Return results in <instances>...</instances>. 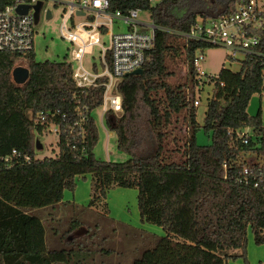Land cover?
I'll use <instances>...</instances> for the list:
<instances>
[{"label":"trees","instance_id":"1","mask_svg":"<svg viewBox=\"0 0 264 264\" xmlns=\"http://www.w3.org/2000/svg\"><path fill=\"white\" fill-rule=\"evenodd\" d=\"M108 1L110 11L147 12L155 26L154 45L142 75L125 76L117 85L121 113H104L117 149L129 157L126 162L99 161L93 154L98 129L92 112L102 105L105 79L97 87L79 89L68 62H37L33 51L0 52V264H53L55 255L65 264H98L97 257L109 256V251L48 249L40 241L43 250L36 249L29 236L38 241L33 239V222L38 220L30 210L63 204L79 211L102 209L107 215V195L114 187L137 190L141 221L165 233L150 253L169 245L180 247L172 238L195 250L190 263L187 255L181 259L186 264H205L203 252L212 257L211 264L245 260L248 228L254 243L264 245V127L260 111L255 117L247 113L251 98L264 91V64L247 56L239 61L238 72L221 69L210 81L212 94L200 126L193 62L199 51L212 47L183 36L199 12L205 17L230 14L235 0H212L203 10L191 7L181 16L176 10L192 0H154V5L150 0ZM175 56L185 64L184 86L168 83V59ZM19 61L29 71L23 85H16L11 76ZM181 114L187 138L183 161L175 163L164 157L165 125L172 115ZM81 117L82 133L77 137L71 129ZM50 126L57 127L59 154L37 159L34 134L42 135ZM245 128L253 131V137L242 133ZM200 130L211 139L210 145L197 143ZM247 156L253 159L248 161ZM7 157L11 161L6 162ZM85 175L91 177V195L88 206L80 210L63 202V193L74 191L76 178ZM82 225L70 220L66 237ZM66 237L62 235L60 242L71 246L73 241L67 242ZM144 257L133 264H147Z\"/></svg>","mask_w":264,"mask_h":264},{"label":"rangeland","instance_id":"2","mask_svg":"<svg viewBox=\"0 0 264 264\" xmlns=\"http://www.w3.org/2000/svg\"><path fill=\"white\" fill-rule=\"evenodd\" d=\"M43 8L36 18L34 25L35 36L33 40V53L37 62H69L72 59L74 47L61 38L60 27L65 19V12L68 13V8L61 5H54L50 2H43ZM212 0H192L186 5L176 10V14L181 16L190 10H203ZM189 4V7H188ZM191 5V6H190ZM192 7V8H191ZM50 17L47 18V14ZM201 12H199L200 14ZM138 19L146 24H151L150 15L147 12H139ZM88 23V19L74 17V25ZM109 32L113 34L126 32V26L120 22L114 23L109 27ZM72 33L81 36L89 41V36H86L83 31L73 29ZM109 34L99 35L102 48L109 47ZM231 52L221 47L206 49L202 54V61L196 65L198 76L196 80L198 85L195 89V99L199 101L197 106L196 121L200 126L203 125L204 113L207 108L208 99L212 94L213 83L210 79L217 77L221 69H228L232 72H238L240 69L239 61H230L227 57ZM93 56L96 58L94 62L100 66L98 60V49L93 50ZM239 60H242L240 55H237ZM88 58V57H87ZM88 64V62H86ZM169 72L171 77L168 79L170 85L186 84V68L180 56L168 59ZM26 68L23 61L17 62V67ZM158 100L164 101L162 95L157 96ZM102 107L96 108L92 112V117L95 120L98 129V142L93 150L95 158L99 161L123 163L128 160V156L119 151L116 147V136L107 129ZM260 111V119L264 127V91L261 94L254 95L248 105L247 113L249 116L255 117ZM166 139L164 157L166 160L175 163L183 161V153L187 138L186 122L183 114L176 116L172 115L170 120L165 125ZM242 133L253 137V131L249 128L242 130ZM35 135V154L37 159L54 158L59 154L55 128L50 126L42 135ZM197 143L200 146L211 144V139L200 130L197 133ZM39 146V147H38ZM248 161L253 159L252 156L246 157ZM91 195V177L76 178V188L74 191L65 190L63 193V202L74 203L79 206L80 210L86 208L90 202ZM107 215L104 210H84L79 211L77 208L67 207L63 204L53 208H44L35 210L33 215L36 220L33 222L37 238V242L31 241L36 249L43 250L38 244L41 242L49 249H89V250H107L110 255L98 256V264H133V262L141 257H144V262L147 264H186L182 260L187 257V262L190 263L192 254L195 253L193 248L182 246L181 240L170 238V241L177 246L174 249L171 246L160 247L158 252L153 254L150 250L154 247L159 238L165 236L162 228L151 223L143 222L140 219L137 206V190L114 187L109 190L107 195ZM70 220H78L83 225L80 230L66 237V231ZM39 224L41 229L39 228ZM41 234V235H40ZM62 235H65L66 241L70 238L71 246H66V243L60 242ZM246 241V258L245 260L237 258L228 260L227 264H264V245H256L253 240V235L248 228ZM40 241V242H39ZM178 257L179 252H182ZM177 256V257H175ZM205 256L204 263L211 264L210 255L203 252ZM219 256V255H218ZM53 264H65L60 256H54ZM180 259V260H179ZM61 260V262H60ZM220 260V257H219ZM219 264H225V261L220 260Z\"/></svg>","mask_w":264,"mask_h":264},{"label":"built area","instance_id":"3","mask_svg":"<svg viewBox=\"0 0 264 264\" xmlns=\"http://www.w3.org/2000/svg\"><path fill=\"white\" fill-rule=\"evenodd\" d=\"M154 5V0H150ZM43 2L61 5L68 8L65 19L60 27L61 38L70 43L74 49L72 59V78L79 89L102 84V113L112 111L119 115L122 110V100L117 91V85L123 77L137 69H142L147 53L154 45L153 23L146 24L138 19V9L127 12L110 11L108 0H0V52L28 53L33 51L36 22L34 8L39 5L37 17L43 8ZM26 7L25 14L18 9ZM74 17L88 19V23L74 25ZM120 22L127 31L113 34L109 27ZM152 22V21H151ZM77 29L89 36V41L71 32ZM109 34V47L102 48L99 35ZM185 39L202 42L215 48L221 47L231 52L230 61H241L247 56L259 58L264 64V0H235L230 14L205 17L198 14ZM98 49L100 66L94 62L93 50ZM200 51L194 60V68L203 57ZM88 57V58H87ZM88 62V64L86 63ZM211 81L213 79H210ZM199 106V101H195ZM41 120L45 116L41 115ZM84 117L73 124L71 129L81 137V123ZM55 128L58 141L57 127ZM13 156L16 152L12 153ZM29 160L28 158H25ZM6 162L10 157L4 158Z\"/></svg>","mask_w":264,"mask_h":264},{"label":"water","instance_id":"4","mask_svg":"<svg viewBox=\"0 0 264 264\" xmlns=\"http://www.w3.org/2000/svg\"><path fill=\"white\" fill-rule=\"evenodd\" d=\"M39 8L40 6L37 5L34 10H35V17L37 18V12L39 11ZM21 13L25 14L26 11H27V8L26 7H20L18 9ZM50 17V13L47 14V18ZM143 71L142 69H137L135 70L134 72H132L130 75H133V76H138V75H142ZM11 76H12V80L13 82L16 84V85H23L24 83H26V81L28 80L29 78V71L27 68H24V67H21V66H18V67H15L13 70H12V73H11ZM39 147V146H38ZM71 239L68 238L67 241H70Z\"/></svg>","mask_w":264,"mask_h":264},{"label":"crops","instance_id":"5","mask_svg":"<svg viewBox=\"0 0 264 264\" xmlns=\"http://www.w3.org/2000/svg\"><path fill=\"white\" fill-rule=\"evenodd\" d=\"M206 112V111H205ZM205 114V113H204ZM247 242H248V239H247Z\"/></svg>","mask_w":264,"mask_h":264}]
</instances>
